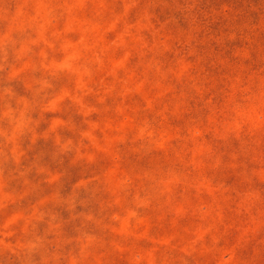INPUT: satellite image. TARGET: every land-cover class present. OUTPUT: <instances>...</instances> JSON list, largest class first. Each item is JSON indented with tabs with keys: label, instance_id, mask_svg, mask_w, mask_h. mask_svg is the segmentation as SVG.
Wrapping results in <instances>:
<instances>
[{
	"label": "clouds",
	"instance_id": "obj_1",
	"mask_svg": "<svg viewBox=\"0 0 264 264\" xmlns=\"http://www.w3.org/2000/svg\"><path fill=\"white\" fill-rule=\"evenodd\" d=\"M161 3L0 0V264H264L255 37L233 67L200 48L235 34L201 39L195 2L173 32Z\"/></svg>",
	"mask_w": 264,
	"mask_h": 264
},
{
	"label": "rangeland",
	"instance_id": "obj_2",
	"mask_svg": "<svg viewBox=\"0 0 264 264\" xmlns=\"http://www.w3.org/2000/svg\"><path fill=\"white\" fill-rule=\"evenodd\" d=\"M193 2L196 3V14L199 16L204 28V32L201 33V39L206 37H228L233 34L236 36L234 40L225 39L223 44H218L215 40H211L210 44L201 45L200 50L202 53L229 58L233 67H236L239 66L240 61L234 56L235 51L247 47L249 43L248 37L254 36L256 43L252 53V60L245 62L244 66L251 72L264 68V31L261 30V25H264V0H162L161 6L157 9L160 22L164 23L167 20H172L169 28L173 32L188 31L189 21L185 13L177 9L186 8ZM10 6L14 7L13 4H10ZM4 27L6 26L0 24V28ZM206 70L216 79H220L227 74V70L221 71L219 68L213 67L211 63L206 65ZM211 95L215 97L213 103L221 104L223 102V85L214 89ZM189 103L193 108L194 116L197 114V109H203V102L199 100L190 101ZM51 118L50 114L46 116V120ZM46 127L47 124H41V131L46 129ZM238 147V143L235 142L231 146L223 144L218 146V151L225 154V164L229 163L230 153L233 148ZM51 150V142L41 140L36 145L34 154L47 153ZM218 180L228 185L236 183V177L230 171L221 172ZM66 191L70 192V188H66ZM78 211H83V209H78ZM63 215L66 220L69 218L67 212H64ZM65 230L72 237L76 235L72 225L66 226Z\"/></svg>",
	"mask_w": 264,
	"mask_h": 264
}]
</instances>
